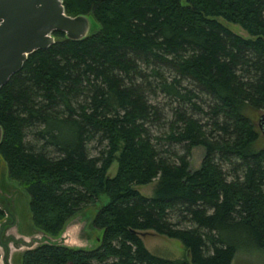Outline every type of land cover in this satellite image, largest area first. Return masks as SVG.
I'll return each mask as SVG.
<instances>
[{"label":"trees","instance_id":"obj_1","mask_svg":"<svg viewBox=\"0 0 264 264\" xmlns=\"http://www.w3.org/2000/svg\"><path fill=\"white\" fill-rule=\"evenodd\" d=\"M61 1L67 15H89L98 27L81 40L55 31V42L0 87V156L29 197L33 225L52 236L84 206L107 201L91 221L101 230L97 246L41 244L21 264H231L239 251L264 252L255 123L264 109V0ZM150 77L181 103L156 138L181 153L167 156L152 142ZM153 181L151 196L135 188ZM145 230L180 240L186 257L152 254Z\"/></svg>","mask_w":264,"mask_h":264},{"label":"water","instance_id":"obj_2","mask_svg":"<svg viewBox=\"0 0 264 264\" xmlns=\"http://www.w3.org/2000/svg\"><path fill=\"white\" fill-rule=\"evenodd\" d=\"M90 19L88 15L83 14L67 15L61 0H0V87L23 67L28 55L38 49L48 48L55 42L53 34L55 31L63 32L65 38L69 40H81L86 37L89 34ZM256 124L264 136V112L258 115ZM1 138L0 126V142ZM2 167L6 171L0 156V188L4 189L1 185ZM7 195L0 190V208L4 212V217L0 220V248L3 250L0 262L10 264L8 263L10 252L13 264H19L21 263L19 256L21 257L24 251L41 244L79 247L67 243L64 239L69 226L67 228L65 226L58 236H52L59 238L54 242L47 237H41L39 240L32 237L35 231L24 232L19 230V227L16 231L13 227L19 224L20 212L16 213L11 202L14 198ZM11 248L18 249V253L11 256Z\"/></svg>","mask_w":264,"mask_h":264},{"label":"rangeland","instance_id":"obj_3","mask_svg":"<svg viewBox=\"0 0 264 264\" xmlns=\"http://www.w3.org/2000/svg\"><path fill=\"white\" fill-rule=\"evenodd\" d=\"M89 17L91 18L90 19L91 25L88 33H92L97 29L98 24L91 16ZM226 25L233 32L243 37H248L247 32L237 24L228 22ZM158 69L161 73H163V75L167 78L168 81L171 80V78L174 77L175 75L174 70L168 68L167 66H160L158 67ZM148 71L149 69L146 70V72ZM156 80H153V78L150 77L149 81H151V88L149 89L146 88L148 92V93L146 92L149 99L148 101L156 108V114L151 116V120L146 123V127L148 128L150 135L152 136V142L155 144L156 148L159 150H165L164 152L165 155L168 156L171 152L181 153L183 149L180 145L170 144L163 141L160 142L156 139L157 137H160L167 132L169 121L175 118L174 111L177 110V108L181 107V103L177 101H173L171 97L161 92L159 87H156L155 85ZM181 82L187 88L194 89V91L197 92V88L195 87L192 81L185 78ZM201 96L204 99H206V96L204 95ZM263 112L264 109L260 111V113ZM196 117L204 118L203 116L197 114ZM204 121H206L205 118ZM260 137H261L260 144L264 146V137L261 134ZM28 140L34 142L31 140V137H28ZM93 145L94 143H91L89 147ZM90 151L92 154H94L93 149ZM203 153H204V149L201 146L195 147L191 150L189 159L192 168H196L199 166L203 157ZM116 168H117V164L114 161L108 170L109 175L111 176L114 175L116 172ZM1 174H2L1 185L4 189L0 188V190L6 192L8 195H11L14 198L11 202L14 205V209L16 210V213L20 212L18 213V215H20L19 224L18 225L15 224L13 228L16 229V231L18 227L19 230H23L24 232L35 231L34 234H32V237H35L38 240L41 237H47V238H51L52 242L58 241L59 238H53L52 235L41 231L40 229L36 228L33 225L30 219V213L28 207L29 197L27 193L22 188V186L16 183V181L9 178L7 172L4 170L3 167L1 168ZM154 185H155V181L145 185H136L135 188L142 195L151 196ZM106 201L107 198L102 197L99 201H96L94 204L84 206L76 214V216L73 217L67 223L66 228L69 226V229L67 230L66 237H64L67 243L73 246H79L83 248H91L98 245L101 237V230L93 227L91 225V221L96 210H98ZM20 234L21 233H19V235ZM139 234L145 247L152 254L167 259H183L187 255L181 241L176 238H169L163 235H159L152 230L141 231ZM47 241L48 240H46V242ZM17 251L18 249L15 250L14 248H11V256L14 253H18ZM2 254H3V250L0 248V259L2 257ZM19 258L21 260L20 256ZM12 260L13 257L10 258V252H9L8 263L13 264ZM0 264H3L2 261L0 262ZM231 264H264V252L259 250L239 251L233 258Z\"/></svg>","mask_w":264,"mask_h":264},{"label":"flooded vegetation","instance_id":"obj_4","mask_svg":"<svg viewBox=\"0 0 264 264\" xmlns=\"http://www.w3.org/2000/svg\"><path fill=\"white\" fill-rule=\"evenodd\" d=\"M257 125V124H256ZM257 128L259 129V127L257 126ZM259 131H260V134H261V130L259 129ZM262 135V134H261ZM263 136V135H262ZM264 137V136H263Z\"/></svg>","mask_w":264,"mask_h":264}]
</instances>
